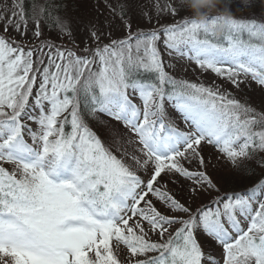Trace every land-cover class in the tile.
<instances>
[{"label":"snow or ice","instance_id":"obj_1","mask_svg":"<svg viewBox=\"0 0 264 264\" xmlns=\"http://www.w3.org/2000/svg\"><path fill=\"white\" fill-rule=\"evenodd\" d=\"M215 10L0 0V264H264V0Z\"/></svg>","mask_w":264,"mask_h":264},{"label":"rangeland","instance_id":"obj_2","mask_svg":"<svg viewBox=\"0 0 264 264\" xmlns=\"http://www.w3.org/2000/svg\"><path fill=\"white\" fill-rule=\"evenodd\" d=\"M149 2H150V0H149ZM241 2H242V0H241ZM100 8H101V10H103V5L102 4L100 5ZM221 8H223V5H221ZM231 11L233 12V14L235 16H243V15H246V14L251 13L252 9H250V8L231 9ZM213 13L215 14V13H217V11L216 10H213V12L211 14H213ZM192 16L194 17V14H192ZM193 65H191V68L192 69H195V70L194 71L193 70L188 71L187 74H186L187 76H191L192 79H194L197 82L201 81L203 83H207L206 85L212 84V82L214 80H215V82L217 84L221 83V81L218 78H216L214 76V74H211V73L201 74L200 70L199 69H196L195 67H193ZM226 86L227 85H225L224 87H226ZM228 87H230V86H228ZM234 94H235V92H234Z\"/></svg>","mask_w":264,"mask_h":264},{"label":"clouds","instance_id":"obj_3","mask_svg":"<svg viewBox=\"0 0 264 264\" xmlns=\"http://www.w3.org/2000/svg\"><path fill=\"white\" fill-rule=\"evenodd\" d=\"M222 3L223 0H189L190 8L195 19L201 23L206 21L207 15L215 10L216 5H220Z\"/></svg>","mask_w":264,"mask_h":264},{"label":"trees","instance_id":"obj_4","mask_svg":"<svg viewBox=\"0 0 264 264\" xmlns=\"http://www.w3.org/2000/svg\"><path fill=\"white\" fill-rule=\"evenodd\" d=\"M37 3H40L41 5L43 4V0H37ZM218 13H213L212 15H217ZM194 18V17H193ZM185 78H187V79H189L190 81H193V82H197V81H195L194 79H192V77L191 76H187L186 75V77ZM199 82H201V81H199ZM205 84H207V83H205ZM226 87H228V85L226 86Z\"/></svg>","mask_w":264,"mask_h":264}]
</instances>
